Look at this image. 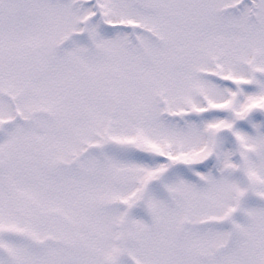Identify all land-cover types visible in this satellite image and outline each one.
Returning a JSON list of instances; mask_svg holds the SVG:
<instances>
[{"label": "snow or ice", "instance_id": "obj_1", "mask_svg": "<svg viewBox=\"0 0 264 264\" xmlns=\"http://www.w3.org/2000/svg\"><path fill=\"white\" fill-rule=\"evenodd\" d=\"M0 264H264V0H0Z\"/></svg>", "mask_w": 264, "mask_h": 264}]
</instances>
